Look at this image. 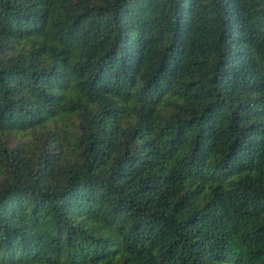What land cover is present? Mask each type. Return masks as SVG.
Here are the masks:
<instances>
[{"label":"trees","instance_id":"16d2710c","mask_svg":"<svg viewBox=\"0 0 264 264\" xmlns=\"http://www.w3.org/2000/svg\"><path fill=\"white\" fill-rule=\"evenodd\" d=\"M0 264H264V0H0Z\"/></svg>","mask_w":264,"mask_h":264}]
</instances>
